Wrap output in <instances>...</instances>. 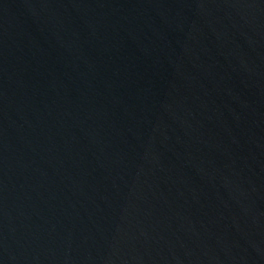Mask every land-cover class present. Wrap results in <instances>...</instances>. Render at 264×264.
Listing matches in <instances>:
<instances>
[{
    "label": "water",
    "instance_id": "95a60500",
    "mask_svg": "<svg viewBox=\"0 0 264 264\" xmlns=\"http://www.w3.org/2000/svg\"><path fill=\"white\" fill-rule=\"evenodd\" d=\"M0 264H264V0H0Z\"/></svg>",
    "mask_w": 264,
    "mask_h": 264
}]
</instances>
